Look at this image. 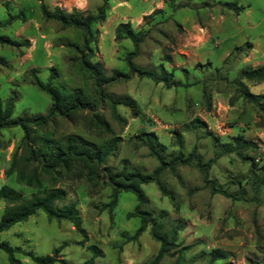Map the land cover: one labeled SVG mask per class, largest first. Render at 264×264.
Here are the masks:
<instances>
[{"label":"rangeland","instance_id":"1","mask_svg":"<svg viewBox=\"0 0 264 264\" xmlns=\"http://www.w3.org/2000/svg\"><path fill=\"white\" fill-rule=\"evenodd\" d=\"M104 2L105 20L92 26L96 42L90 47L92 61L100 62L107 76L112 70L130 75L103 89L111 100L126 102L115 107L119 121L112 117L108 103L97 100L91 79L78 68L76 52L67 47L81 46L82 32L45 20L40 9L42 4L48 11L58 8L66 13L94 14ZM225 3L243 10L235 15L222 6ZM185 4L187 7H182ZM10 17L14 19L0 29V36L18 44L29 43L28 47H0V100L15 97L13 117L46 114L49 98L31 85L30 72L35 70L45 82L52 68L53 84L63 92L79 89L96 102L93 113L105 121L109 132L94 125L87 129L91 112L83 111L71 119L57 118L45 133L60 140L75 135L94 144L115 139L105 167L143 174L158 167L144 143L143 133H153L168 157L179 151L186 156L195 148L202 163L212 161L208 179L215 187L243 196L244 200L233 201L211 193L202 172L193 165L163 171L159 182L167 196L155 184L142 186L147 199L143 210L157 220L159 233L170 239L173 227H182L175 246L158 264H173L179 256L184 264H208L213 249L229 256L212 264L261 262L264 186L257 199H252L247 180L250 161L240 160L236 151L224 153L223 145L229 144L227 150H232L231 138L241 136L253 145L241 154L258 167L264 166V117L238 98L222 76L232 80L240 70L264 65V0H172L171 5L168 0H0V23ZM120 23L144 33L138 55L131 60L134 67L156 74L172 72L173 80L184 86L167 89L162 83L130 74L124 59L133 50L132 44L115 41L114 31ZM235 48L239 51L233 52ZM202 88L208 94L207 106L201 99ZM251 88L262 92L248 86ZM195 119L206 128L195 127ZM21 137L17 128L0 130V187L9 186L28 197L38 191L15 183L14 175H5L13 153L17 152V157L23 154ZM178 141L181 147L176 145ZM56 187L65 192L61 205H75L84 234L68 222L48 221L37 212L0 234L1 242L18 249L14 256L21 264H35L23 254L28 251L66 264H83L91 257V246L98 252L93 264H147L156 255L159 244L151 239L148 228L136 241L125 242L122 237L131 236L139 226L138 219L127 218L136 204L133 195L119 193L116 205L109 210L106 205L111 191L105 185L91 187L84 179H64ZM6 207L0 201V217ZM0 264H9L2 251Z\"/></svg>","mask_w":264,"mask_h":264},{"label":"trees","instance_id":"2","mask_svg":"<svg viewBox=\"0 0 264 264\" xmlns=\"http://www.w3.org/2000/svg\"><path fill=\"white\" fill-rule=\"evenodd\" d=\"M189 1L187 0V2ZM168 2L171 5L172 0H168ZM186 5L182 7H187ZM222 6L229 11H233L235 15H238L243 10L242 7H238L233 3H225ZM40 9L45 20L55 21L62 28H72L82 32L83 41L81 46L67 44V47L76 52L78 68L91 79L97 100L108 103L112 117L119 121L115 107L117 105H126V102L124 100H111L103 89L120 78L129 79L130 75L118 70H112L111 75L107 76L103 65L98 61H92L94 52L90 47V44L96 42L92 26L105 20L106 2L99 6L94 14H83L77 10L66 13L58 8L48 11L42 4H40ZM13 19L10 17L4 23H0V29L10 24ZM114 35L116 42L128 40L132 44L133 50L127 53L124 59L130 74L140 79H149L156 84L162 83L167 89L175 86H184L180 82L173 80L172 72L161 70L156 74L132 65L131 60L138 55L139 45L143 41V32L134 31L129 23H120L116 26ZM7 45L28 47L29 43L25 40L23 43L18 44L11 42L6 36H0V47ZM247 47L250 48V44L247 43ZM235 51H239V48H235L233 52ZM30 77L31 85L49 98L50 105L46 114H23L13 117L15 97L11 96L5 102L0 100V130L17 128L22 132L20 148L23 154L17 157V152L13 153L10 167L5 173L6 177L14 175L15 183L23 184L30 189H36L38 193H32L25 197L21 192L9 186L0 187V201L7 206L0 217V234L8 231L16 224L27 221L29 217L37 212L43 213L48 221L68 222L78 233L84 234V230L81 228V218L75 205H61L65 198V192L56 187L58 182L64 179H84L91 187L105 185L110 189V202L106 205L109 210L116 205L119 193H128L134 196L136 204L132 212L127 214V218L138 219L139 226L131 236L123 234L122 237L125 242L136 241L148 228L151 239L159 244V249L147 264H158L164 257L169 255L170 250L175 246L177 232L182 227L174 226L170 239L159 233L157 220L149 212L143 210L147 199L142 186L155 184L162 195L167 196L169 194H166L159 182V177L163 171L173 172L176 166L193 165L202 172L203 181L210 185L211 193L221 194L233 201L244 200L242 195L231 194L226 190H220L215 187L214 181L208 179L209 166L212 161L202 163L200 156L196 154L195 148L186 156L179 151L177 154L168 157L164 146L156 141L153 133H143L144 143L149 155L158 162V167L151 174H143L135 170L128 172L124 170H109L105 165L115 149V139L104 144H94L75 135L66 136L60 140L44 132L57 118L71 119L83 111L91 112V116L86 123L87 129L94 125L99 130L109 132L105 121L99 115L93 113L96 102L86 98L79 89L71 93L63 92V90L53 84L55 72L52 68H50L45 82L39 80L35 70H31ZM222 79L233 86L238 98L251 105L261 117H264V95H254L248 89V86L255 87L264 83V65L240 70L237 77L232 80H228L223 76ZM201 99L204 105L207 106L208 94L204 88H202ZM192 124L195 127L206 128L205 124L197 119L192 121ZM40 132L41 135L38 134ZM207 135H210V133L208 132ZM231 141L233 144L232 150H227L230 146L225 144L223 145V152L236 151V155H238L240 160L250 161L251 167L247 180L252 187V199L255 200L264 186V166L258 167L252 159L246 158L241 154V150L253 146L251 142L244 140L241 136L231 138ZM176 145L181 147L179 141ZM89 250L91 257L83 264H93V259L98 254L94 246H91ZM0 251L6 255L9 264H21L14 256L15 252L18 251L17 248H12L7 243L0 241ZM23 254L35 264H66L64 260H57L53 256H36L31 251ZM208 255V264L225 260L229 256L227 252L219 249L211 250ZM173 264L184 263L181 262L179 256ZM255 264H264V256L261 262Z\"/></svg>","mask_w":264,"mask_h":264},{"label":"crops","instance_id":"3","mask_svg":"<svg viewBox=\"0 0 264 264\" xmlns=\"http://www.w3.org/2000/svg\"><path fill=\"white\" fill-rule=\"evenodd\" d=\"M258 67V66H257ZM249 87H251V86H249ZM254 88H256V89H259V88H261L262 89V92H252L251 90H252V88L251 89H249V91L251 92V93H253L254 95H263L264 93H263V89H264V83L263 84H261V85H259V86H255Z\"/></svg>","mask_w":264,"mask_h":264}]
</instances>
